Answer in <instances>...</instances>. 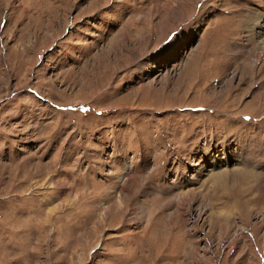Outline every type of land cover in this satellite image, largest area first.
<instances>
[{"label":"rangeland","instance_id":"rangeland-1","mask_svg":"<svg viewBox=\"0 0 264 264\" xmlns=\"http://www.w3.org/2000/svg\"><path fill=\"white\" fill-rule=\"evenodd\" d=\"M184 1L0 0V264H264V12Z\"/></svg>","mask_w":264,"mask_h":264},{"label":"bare ground","instance_id":"bare-ground-1","mask_svg":"<svg viewBox=\"0 0 264 264\" xmlns=\"http://www.w3.org/2000/svg\"><path fill=\"white\" fill-rule=\"evenodd\" d=\"M238 2H240L244 7H246V6H250L251 8H248V10L250 11V12H252V11H256L257 13H261L262 14V12H264V0H237ZM165 4H164V7H165V10H166V12L168 11V12H170L171 13V10L173 9H178V8H180V6L181 5H183L184 4V0H165ZM156 11V10H155ZM151 12V11H150ZM156 13V12H155ZM264 14V13H263ZM258 15V14H257ZM189 17L188 16H186V15H182L181 17H179L178 18V21L177 22H179V24L180 23H182V22H185L187 19H188ZM147 38H149V37H147ZM141 40H142V38H141ZM141 42H143V41H141ZM261 59V55L260 54H258L257 55V57H256V59H255V62L257 63L259 60ZM151 88H152V86H151ZM63 146V145H62ZM61 146V147H62ZM57 159H58V157H56ZM56 158H55V160L53 161V170L55 169V168H57V169H55L56 171L58 170V167H57V165H58V160H56ZM215 161V160H214ZM40 165V164H39ZM28 167V166H27ZM18 168V167H17ZM63 168H61L60 167V169H59V172H61V170H62ZM19 170V169H18ZM63 170H65V169H63ZM62 170V171H63ZM51 170H49V172H50ZM66 171V173H67V175H70L69 173L71 172V169H68V170H65ZM14 173V172H13ZM31 173V172H30ZM2 174V173H1ZM0 174V175H1ZM39 174V173H38ZM53 174V173H52ZM12 175H14V174H12ZM29 176V175H28ZM27 176V177H28ZM14 177H16V176H14ZM14 177H12L13 179H14ZM51 177V176H50ZM80 177H82V182L84 183V179H86V176L84 177L83 176V173L81 174V176ZM11 178V177H10ZM53 178V177H52ZM129 178V177H128ZM12 179V180H13ZM17 179V178H16ZM23 179V178H22ZM88 179V178H87ZM28 180V179H27ZM27 180H25V181H27ZM20 181V180H19ZM24 181V180H23ZM134 177H130L129 179H126L125 180V182L123 181V186H124V190H126V191H128V194H131L130 192H131V190L129 189V187H130V185L131 184H133L134 183ZM86 182V181H85ZM18 183V182H17ZM188 183V182H187ZM59 184V186L61 187V188H64L65 187V185H64V183H62V182H59L58 183ZM84 184H86V183H84ZM176 185L178 186V188L180 187V185L181 184H179V182H176ZM14 186V183H13V185L11 186V187H13ZM58 186V187H59ZM70 188H72V187H70ZM73 189V188H72ZM85 189V187L84 186H80V187H77V189H76V191L75 192H71V194H74V199H71V201L70 200H67V202L66 203H68L69 201V203L68 204H64V206L66 207H70L71 206V203L72 202H76V200L77 199H82V197L83 196H85L87 193H86V191L84 190ZM182 189V188H181ZM11 190V189H10ZM63 190V189H62ZM189 190H193V188H189ZM187 191H188V189H187ZM187 191H184V190H182V191H180L179 192V194L177 195L178 196V199H177V204H178V206L180 207L181 205H183L182 203H184V201H185V197L188 195V193H187ZM61 192V191H60ZM59 193V192H58ZM26 194V193H25ZM127 194V193H126ZM34 195H36V194H34ZM127 196V195H126ZM129 196V195H128ZM85 199V198H84ZM63 201L65 200V199H62ZM74 200V201H73ZM187 201V200H186ZM46 202V201H45ZM44 202V203H45ZM77 203V202H76ZM79 205V204H78ZM44 206V205H43ZM63 206V207H64ZM41 207V206H40ZM122 207H123V200L121 199V200H118L117 201V203H115V204H113V205H111V206H106V209H105V211H104V213H103V216L105 215V217L106 216H110L111 214H112V210H114V208H117V212L118 213H120L121 212V209H122ZM44 208V207H43ZM53 212H54V209H50L49 211H48V213H47V215L46 216H44L43 218H44V220L43 221H47V223L46 224H43V225H47V224H50V222H51V224H53L52 223V215L51 214H53ZM40 214V213H39ZM54 215V214H53ZM121 215V214H120ZM41 216V215H40ZM58 217V216H57ZM14 218V217H13ZM7 220V219H6ZM40 220V219H39ZM8 222V221H7ZM16 222V221H15ZM14 222V223H15ZM125 222V221H124ZM112 223V222H111ZM39 224H41V223H39ZM4 225V224H3ZM1 226V225H0ZM13 226V225H12ZM33 226V225H32ZM37 226V225H36ZM193 226V225H192ZM96 227V226H95ZM160 227V228H159ZM51 228V227H50ZM164 228V229H163ZM38 229V228H37ZM156 229H158V232H163V233H166L167 231V227L165 226V224H159V226H157V228ZM192 230H193V232H192V236L193 237H195V235H196V232L195 231H197V227H193V228H191ZM6 230V229H5ZM98 230V229H97ZM0 231H2V230H0ZM33 231H34V228H33ZM56 231V230H55ZM40 232V231H39ZM37 233V232H36ZM146 233H148V231L146 230L145 232H144V234H146ZM162 233V234H163ZM51 234V233H50ZM41 235V234H40ZM39 235V236H40ZM92 235V234H91ZM39 236H37V240H39L40 238H39ZM161 236V235H160ZM163 237H164V239L162 240V241H158V243H160V248L162 247V244L164 245V243L166 244V242L168 241V239H169V236H168V234L166 233L165 234V236L163 235ZM159 239V238H158ZM43 240H46V239H43ZM160 240V239H159ZM52 241V240H51ZM82 241V240H81ZM46 242V241H45ZM193 242H195L194 240H193ZM41 243V241L39 240V244ZM38 244V245H39ZM44 244V243H43ZM70 244V242L67 244V246L65 247V250H67V248H69V245ZM79 244V243H78ZM84 244L86 245V241H84ZM147 248L146 249H143V250H145V251H149V253L146 255L144 252H143V250H142V253L141 254H143L142 256L144 257L145 256V260H146V262H147V264H151V263H154L153 261H156L154 258H155V256H154V250H153V247H152V243H149V242H147ZM36 248L38 247L37 246V243H36V246H35ZM61 247V246H60ZM210 247V246H209ZM35 248V249H36ZM211 249L213 248L212 246L210 247ZM40 249V248H39ZM38 249V250H39ZM164 248L162 247V250H163ZM161 250V251H162ZM71 251L69 250V251H66V256H68V254L70 253ZM54 254H55V250H54ZM160 255V254H159ZM65 256V255H64ZM66 256H65V259H66ZM84 256V255H83ZM141 256V257H142ZM93 257V256H92ZM158 258V257H157ZM141 260V259H140ZM139 260V262H141ZM67 261V260H66ZM127 262H130V263H132L133 261L132 260H128ZM139 262L137 263V264H139ZM145 262V263H146ZM133 264H135V263H133ZM155 264V263H154Z\"/></svg>","mask_w":264,"mask_h":264},{"label":"snow or ice","instance_id":"snow-or-ice-1","mask_svg":"<svg viewBox=\"0 0 264 264\" xmlns=\"http://www.w3.org/2000/svg\"><path fill=\"white\" fill-rule=\"evenodd\" d=\"M245 119H248L247 117H245Z\"/></svg>","mask_w":264,"mask_h":264}]
</instances>
